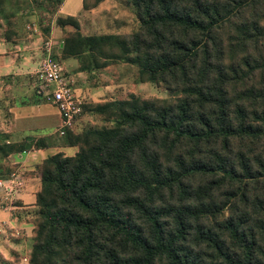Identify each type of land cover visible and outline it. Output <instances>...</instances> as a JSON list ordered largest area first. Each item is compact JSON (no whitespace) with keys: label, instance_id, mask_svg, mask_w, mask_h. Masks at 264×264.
Here are the masks:
<instances>
[{"label":"trees","instance_id":"obj_1","mask_svg":"<svg viewBox=\"0 0 264 264\" xmlns=\"http://www.w3.org/2000/svg\"><path fill=\"white\" fill-rule=\"evenodd\" d=\"M20 1L0 0L7 28ZM22 1L54 10L63 0ZM130 1L133 32L83 33L77 15H58L73 27L62 51L80 70L133 63L137 80L179 93L82 104L112 123L74 131L75 118L74 153L36 164L30 264H264V0ZM8 133L0 178L18 166L5 157L27 147Z\"/></svg>","mask_w":264,"mask_h":264},{"label":"rangeland","instance_id":"obj_2","mask_svg":"<svg viewBox=\"0 0 264 264\" xmlns=\"http://www.w3.org/2000/svg\"><path fill=\"white\" fill-rule=\"evenodd\" d=\"M16 1V0H11ZM77 0H70V3L75 6ZM15 2L8 3L6 2L7 11L10 8H14ZM111 9L106 12H94L91 13H83L81 17L80 23V30L83 33H101V32H133L139 29L140 21L135 11V7L131 3L130 0H112L110 2ZM19 6V5H18ZM34 6V7H33ZM33 8L35 9L33 14H36L37 22H40L42 31L44 32L45 38L48 36L49 32L46 33L44 30V26H50L51 24H56V17L57 9L51 10L50 6L46 8L37 7L33 3ZM28 6L26 1H20V8L17 9L18 13H27L29 12ZM28 10V11H27ZM27 11V12H26ZM105 11V10H101ZM91 12V11H90ZM32 13V12H30ZM79 20V19H78ZM16 21V17H15ZM82 22V23H81ZM58 26V25H57ZM67 27L61 28L62 32L56 33L53 35L50 44V52L51 55L58 60H60L64 66H66L69 70V79L75 81L76 79V70L75 67L80 65V60L76 56L67 55L62 51L61 45L64 36L68 33V30H72L71 25H66ZM40 49L43 51L41 59L45 56L47 52V43L40 40ZM113 65L110 66L104 72V77L107 79H103V84L107 83L108 81H112L115 84L114 92L111 94H106L101 96L102 98L106 99H114V98H122L127 96L129 92H134L142 97H157V98H173L179 92L176 90H172L166 88L163 83H154L151 81H139L137 80V66L133 63H128L123 60H115L112 62ZM99 69V68H97ZM68 72V71H67ZM86 78H89V74L94 77V74L91 71L85 70ZM24 82V87L26 88L22 93L19 94L18 99H25L29 100L31 93L32 96L36 98V101H42L43 105L49 107L54 112L56 111L55 103L51 102L50 100L43 97L38 99L37 95L34 93L35 83H36V76L34 72L25 73V78L22 79ZM53 85V84H52ZM74 85V82H72ZM133 90V91H132ZM80 104L82 109V104L84 102H96L100 100H93L88 95H79ZM104 100V99H103ZM50 102V103H48ZM55 105L56 107H54ZM26 109L30 110V107H25ZM35 109V108H34ZM32 109L33 114L35 110ZM5 113H9L6 108H2L0 112V119L1 114L2 116ZM34 116V115H32ZM41 121V117H33V119L29 120V124L37 125ZM52 121V122H50ZM50 121L46 122V128L44 131L30 129L27 131L29 134H24L22 136H14L13 139L8 136V140H21L23 137L26 139L27 147L22 151H17L10 153L5 157V162L15 163L17 169L12 172H7L3 170L5 173V177H1L0 179L4 180L0 185V264H30V254L32 250V245L34 242V223L31 220L35 207L32 205L33 200H31V195L33 193L32 190L21 188L22 183L24 182L22 176L25 174V170H31V166L34 167L32 170L37 172L36 164H38L42 158H44L47 154L53 153L55 151L61 150L62 147H65L64 150L71 152L72 147H66L65 145V131L60 133L58 128L60 123L57 124L56 122V115L53 114L51 116ZM112 122L107 120L104 116L99 115L98 113L93 112H80L76 120L73 124L74 131H80L86 126L95 125H109ZM2 132L3 130L0 129ZM40 131L43 133H47L50 137L44 138L40 135ZM42 133V134H43ZM36 134V135H32ZM16 137V138H15ZM41 139V141H39ZM41 146L43 150L38 152L39 155H43L44 157L41 158L38 156H33L31 154L33 149H37L36 144ZM50 146L47 148V146ZM76 150V149H75ZM63 151V150H61ZM66 153L65 151H63ZM37 153V152H36ZM74 153V152H73ZM71 154V153H66ZM37 155V154H36ZM26 156H30L27 158ZM3 158H0V162ZM3 160V161H4ZM24 163L19 168L20 164ZM9 165L5 163L4 168ZM24 194V195H21ZM31 196V197H29ZM167 197H170L167 193ZM34 207V208H33ZM227 212V211H226ZM201 220H206V222L211 221V218H201ZM172 225V221L170 223Z\"/></svg>","mask_w":264,"mask_h":264},{"label":"crops","instance_id":"obj_3","mask_svg":"<svg viewBox=\"0 0 264 264\" xmlns=\"http://www.w3.org/2000/svg\"><path fill=\"white\" fill-rule=\"evenodd\" d=\"M111 1L112 0H101L95 7L85 9L83 8L82 0H77L75 6L70 3V0H63L57 9V15H77L80 21L81 19L79 17H81L83 13H107V11L112 8V4H110ZM29 9V12H27L28 10L26 11L27 13H19L16 16L14 24L10 25L8 28L5 25L4 19L0 18V112L2 108H6L9 112L5 113L3 116L1 114L0 129L8 131L11 139H13L14 136L18 137L24 134L30 135V133H27L30 129H42L41 131H44L46 128V122L44 121H50L53 114L56 115L57 124L61 123L60 112L55 105H53L56 107V111L54 112L49 107L44 106L42 101H36L32 93L29 100L18 99L19 94L26 89L22 81V79L25 78V73L34 72L41 60L43 51L40 49V40L43 39L44 42L54 41L52 39L53 35L62 32L61 27L51 24L49 34L46 36L47 38H45L40 22H37L36 14H33L35 9L32 7ZM102 9L105 11H101ZM5 30L7 32L6 34ZM111 65L113 64L110 63L102 68L91 70L94 77L89 74V78H86L85 70H80L79 67H75L76 79L75 81L71 80V84L74 82L72 86L78 96L82 92V95H88V97H91L93 100H103L106 98H102L101 96L114 92L115 84L112 81H108L105 84L102 83L103 79H107L104 77V72H106ZM65 68L69 75L68 68L66 66ZM25 107H30V110ZM32 109L35 110L34 114ZM33 117H41V121H39L37 125L29 124V120L33 119ZM41 131L40 135L37 136L44 137L47 140L50 134L46 135L47 133L45 134ZM48 147L50 146L48 145L47 148ZM66 147L73 148L71 152H68L64 150L65 147H62L61 150L66 153H73L76 149L74 146L67 145ZM33 150L34 151L31 152L33 156L44 157L38 154V152L43 150L42 148L39 147ZM26 157L30 158V156ZM23 164L24 163L20 164V169ZM31 168L33 169L34 167L31 166ZM22 179L24 182L21 188H23V190H32V197H29H31V200H34V192L40 186L39 175L36 172L29 175L25 174L22 176Z\"/></svg>","mask_w":264,"mask_h":264},{"label":"built area","instance_id":"obj_4","mask_svg":"<svg viewBox=\"0 0 264 264\" xmlns=\"http://www.w3.org/2000/svg\"><path fill=\"white\" fill-rule=\"evenodd\" d=\"M46 43L47 52L34 71L37 80L35 84L40 87L46 99L57 106L61 116L58 130L63 133L81 111L80 98L71 84L64 64L51 55L50 41ZM3 182L5 181L0 179V185Z\"/></svg>","mask_w":264,"mask_h":264}]
</instances>
